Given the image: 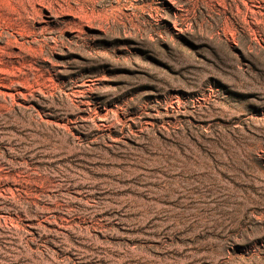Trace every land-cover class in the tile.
Wrapping results in <instances>:
<instances>
[{"label":"rangeland","instance_id":"rangeland-1","mask_svg":"<svg viewBox=\"0 0 264 264\" xmlns=\"http://www.w3.org/2000/svg\"><path fill=\"white\" fill-rule=\"evenodd\" d=\"M0 264H264V0H0Z\"/></svg>","mask_w":264,"mask_h":264}]
</instances>
